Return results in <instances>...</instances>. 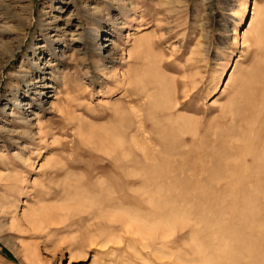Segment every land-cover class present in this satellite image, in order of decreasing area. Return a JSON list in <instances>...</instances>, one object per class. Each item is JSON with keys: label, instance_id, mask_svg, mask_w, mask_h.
Listing matches in <instances>:
<instances>
[{"label": "rangeland", "instance_id": "obj_1", "mask_svg": "<svg viewBox=\"0 0 264 264\" xmlns=\"http://www.w3.org/2000/svg\"><path fill=\"white\" fill-rule=\"evenodd\" d=\"M256 2L0 0V264H264Z\"/></svg>", "mask_w": 264, "mask_h": 264}, {"label": "bare ground", "instance_id": "obj_2", "mask_svg": "<svg viewBox=\"0 0 264 264\" xmlns=\"http://www.w3.org/2000/svg\"><path fill=\"white\" fill-rule=\"evenodd\" d=\"M73 2H74V0H73ZM63 3V2H62ZM70 3V1L68 2H65V4H69ZM258 9V4H257V2H256V0H254V3H253V8H252V10H251V8H250V10H248V9H246V14L248 15H250V14H254L255 12H256V10ZM245 18H243L242 19V21L244 20ZM80 29H81V31L79 32V33H81V34H86V30H85V28L83 27V26H80L79 27ZM57 29L59 30V29H63L64 30V27H62V26H59V27H57ZM56 29V30H57ZM62 31V30H61ZM92 32V30L91 31H87V33L88 34H92L91 33ZM106 31L104 30V33H105ZM244 37H245V34L243 35ZM84 37V36H83ZM107 39H106V37H101V38H98V40L96 41L97 42V44H90V46H89V44H88V46L89 47H91L92 49H96V50H98L99 51V53H104L106 50H107V48H109V46H110V44H108L107 43V41H106ZM101 41V42H100ZM44 42H46V44H43V43H38V45L36 44L35 46H32L31 47V50L33 51V55H37L38 54V58L41 60L42 58H43V52L45 51V47H46V45H47V43L50 45V46H52V44L54 43V42H56V38H53V37H49L48 39H46V40H44ZM84 43L86 44V42L84 41ZM89 47H85V49H88ZM109 51V50H108ZM112 55V54H111ZM35 61V60H34ZM46 61V60H45ZM44 64H45V66H48L50 63L48 62V61H46V62H44ZM160 78H162V77H160ZM159 80V79H158ZM162 80V79H161ZM39 81V80H38ZM33 82V81H32ZM163 82V81H162ZM36 82L34 81V83H28V84H26L25 86H26V88L27 87H30L32 84H35ZM163 84L164 83H162V85L161 86H163ZM49 87H52V84H48V83H40V84H35V88H36V90H35V92L34 93H39L40 95H43V97H45V98H48V97H51V95H49V89H47V88H49ZM160 88V87H159ZM163 91V90H162ZM161 95V97H163V96H165V92L164 93H160ZM35 95V94H34ZM31 100V99H30ZM30 100H27L28 102H25L24 103V105H28V106H26V110H28L30 107H31V104L29 103V101ZM14 105H17V103L15 102V101H13L12 102ZM158 103V102H157ZM6 106V105H5ZM13 106V105H12ZM173 107H177V105L176 106H173ZM171 109V108H170ZM262 112V111H261ZM180 114V113H179ZM31 116V114L29 113L28 114V117H27V120L29 121V120H31L32 118L30 117ZM177 118H175V119H172L171 120V126H174L176 129V131L175 132H180V130L181 129H183L184 127H190L191 125H194L195 124V119L193 118V117H190V116H187V115H177L176 116ZM26 118V117H25ZM170 128V127H169ZM173 130H174V128H173ZM172 134V133H171ZM123 144V143H122ZM183 147V146H182ZM140 148V147H139ZM146 150V149H145ZM253 158V157H252ZM264 158V157H263ZM255 159H258V160H260V159H262V158H259V157H257V158H255ZM262 161V160H261ZM260 161V162H261ZM246 167V166H245ZM260 169H261V167H259ZM154 173V172H153ZM254 172H252V174H253ZM261 173V172H260ZM232 175V174H231ZM244 175V174H243ZM245 175H247V173L245 174ZM261 175V174H260ZM248 176H250L249 174H248ZM245 177V176H244ZM258 179V178H257ZM253 187V186H252ZM251 187V188H252ZM254 188V187H253ZM257 188V187H256ZM250 189V188H249ZM257 190H258V188H257ZM262 190H264V189H262ZM261 190V191H262ZM254 191V189L252 190V192ZM256 191V190H255ZM254 191V192H255ZM257 192V191H256ZM255 192V193H256ZM251 193V192H250Z\"/></svg>", "mask_w": 264, "mask_h": 264}]
</instances>
